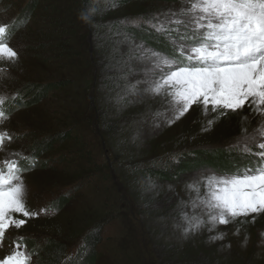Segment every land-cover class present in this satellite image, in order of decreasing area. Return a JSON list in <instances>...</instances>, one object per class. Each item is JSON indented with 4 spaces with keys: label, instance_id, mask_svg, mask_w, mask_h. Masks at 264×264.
Segmentation results:
<instances>
[{
    "label": "rangeland",
    "instance_id": "1",
    "mask_svg": "<svg viewBox=\"0 0 264 264\" xmlns=\"http://www.w3.org/2000/svg\"><path fill=\"white\" fill-rule=\"evenodd\" d=\"M31 1L0 0V24L14 23L7 42L18 53L15 62L0 61L4 70L0 96L8 102L20 92L32 101L29 107L17 105L6 112L10 118L0 131L9 132L13 139L0 150V161L13 152L26 156L32 145L37 150L43 147V153L50 145L44 139L48 136L62 143L45 153V159L51 158L47 167L23 174L27 207L40 215L27 218L20 229L6 231L0 259L12 251L15 236L60 239L71 249L81 238L90 240L104 223L96 264H264V213L253 214L254 220L250 215L213 228L203 208L194 207L197 197L205 193L200 178L221 173L199 168L169 182L144 172L151 164L167 167L185 152L227 151L242 137V128L251 134L264 121L254 105L220 117L208 131L201 129L215 114L205 117L196 105L172 124L167 123L170 113L167 118L154 115L167 111V106L160 98L143 94L145 85L138 82L145 79L146 65L137 58L138 48L171 53L170 43L162 33L150 42L133 31L111 30L108 24L134 18L146 24L154 14L175 12L190 0H132L118 6L96 1L100 10L93 8L88 20L76 17L81 35L72 39L77 41L76 51L68 60L57 58L58 50L46 43L49 15L55 6L76 10L81 0H36L40 6L30 18ZM164 19L161 15L153 23ZM133 86L138 94L129 90ZM89 156L110 173L107 182L101 177L88 181L93 169L85 161ZM66 192L71 201L59 212L41 211ZM184 214L203 217L205 223L185 236ZM14 218L24 217L14 214ZM219 233L223 239H210ZM35 264H40L38 256Z\"/></svg>",
    "mask_w": 264,
    "mask_h": 264
},
{
    "label": "snow or ice",
    "instance_id": "2",
    "mask_svg": "<svg viewBox=\"0 0 264 264\" xmlns=\"http://www.w3.org/2000/svg\"><path fill=\"white\" fill-rule=\"evenodd\" d=\"M96 10H100L99 6ZM161 15L164 21L153 23ZM88 18L86 12L83 19ZM146 24L164 34L172 49L167 53L144 49L142 45L138 48L137 58L146 65L145 79L138 84L145 85L144 95L158 97L167 106V111L155 116L167 118L170 113L167 123L172 124L196 105L205 117L209 112L215 114L201 129L208 131L220 117L237 113L246 105L256 106L264 115V0H190L175 12L154 14ZM9 27L7 23L0 24V61L11 63L18 60V53L7 42ZM172 32L178 39L170 35ZM129 90L138 94L136 86ZM6 99L0 96V125L10 118L3 107ZM12 139L9 132L0 131V150ZM232 149H237L241 157L254 156L258 162L254 167L245 166L220 175L211 172L200 178L198 183H203L205 193L197 197L194 207L203 208L213 228L250 215L254 220L253 214L264 213V121L251 134L242 128V137L229 151ZM10 156L0 161V244L6 231L20 229L27 218L40 215L30 211L26 204L23 173L27 168L21 166V160L29 157L17 152ZM186 187L191 190L193 185ZM41 211L48 213L47 208ZM14 214L24 218H14ZM183 219L187 223L183 229L185 236L205 223L203 217L189 218L184 214ZM223 236L219 233L210 239ZM23 239L19 237L14 242L11 253L0 259V264H31L32 254L20 242Z\"/></svg>",
    "mask_w": 264,
    "mask_h": 264
},
{
    "label": "trees",
    "instance_id": "3",
    "mask_svg": "<svg viewBox=\"0 0 264 264\" xmlns=\"http://www.w3.org/2000/svg\"><path fill=\"white\" fill-rule=\"evenodd\" d=\"M31 1V0H29ZM52 2H57L58 0H51ZM96 1L103 5L107 6H118L125 4L127 2H130L132 0H81V4L79 3L76 10H72L70 8H67L66 6H63L61 8L52 9V15H49L51 17V22L48 23L49 29H48V35H49V42H46L47 44L52 43L53 44V51L58 50L59 56L57 58H64V59H73L74 58V52L75 50V44H77L76 40L77 36L81 35L78 34L76 31V17L84 16V14L87 12L90 13L91 10L95 7ZM40 6L36 0L31 1V17H34V9L36 7ZM45 10L49 8V6L41 5ZM49 10V9H48ZM34 13V14H33ZM73 15L75 18H73ZM74 24V25H73ZM14 25V23H13ZM11 27L13 31V27ZM145 23H140L137 19H133L130 21L127 20H115L108 24V27L111 30H116L117 32H136L139 34V36L144 37L146 40L150 41V38L158 36L159 34L154 31L153 29L145 26ZM11 32V31H10ZM173 37V32L170 33ZM151 42V41H150ZM55 49V50H54ZM76 53V52H75ZM81 56L83 57L84 53L79 52ZM55 86V85H54ZM53 86V87H54ZM26 96V93H20L17 97V99L13 98L10 101L9 107L19 106V107H29L32 104L31 98L27 99L24 97ZM49 138L46 139L47 143H50L49 147L43 151V153L40 152L42 148H39V150L36 149V146L32 145L30 148L31 152L30 154L33 156L34 160H36V163L40 159H43V162H40V167L45 168L48 166V163L51 158L45 159V153L50 152L51 150H55L57 145H60L62 143V140H54L52 136H48ZM48 145V144H47ZM216 153H213V150H199L197 151H189L181 154V156L176 161H171L167 167H157L154 164H151L149 166L145 167V175L148 177H151L155 180H165V181H178L185 177V175L190 174L195 169H199L202 167H211L215 168L217 170L225 171V172H233L232 170L243 168L245 166H253L255 164V160L252 157L246 156L241 157L238 155L237 149H232L231 152L229 149L227 151L217 149ZM42 154V155H40ZM202 156V157H200ZM206 157V159L204 158ZM189 162H186L185 160H188ZM85 161L93 167L92 171L88 173V181H93L95 178L101 177V179L104 182H107V180L110 179L111 175L109 172H105L102 170V168H99L94 162L92 158L85 159ZM101 165H106V162L101 163ZM109 166L107 165V168ZM31 169V168H27ZM137 170V169H136ZM86 184V183H84ZM77 191L79 190L78 187L76 188ZM71 201L69 195L67 193L61 194L60 197H58L51 207H53L55 210H61L63 205H66ZM127 208V204L125 205ZM104 222V221H103ZM104 223L101 224L99 229L93 233L91 236V239H85L81 238V241L78 243L77 246H73L72 249H68V246L66 245V242L64 240L60 239H44L41 243L40 240H36L34 238H28L25 240V243L28 244L30 247H34L36 250L39 251L38 258L40 260V264H96L97 259L100 257V253L96 252L97 247L101 243V228L103 227ZM83 245V247H82ZM75 247V248H74ZM74 249V250H73ZM70 252V253H69ZM81 260V261H80Z\"/></svg>",
    "mask_w": 264,
    "mask_h": 264
}]
</instances>
